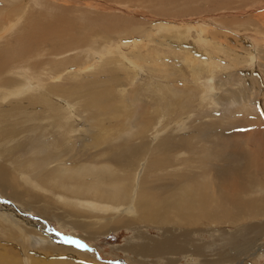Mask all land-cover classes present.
Listing matches in <instances>:
<instances>
[{
    "label": "bare ground",
    "instance_id": "obj_1",
    "mask_svg": "<svg viewBox=\"0 0 264 264\" xmlns=\"http://www.w3.org/2000/svg\"><path fill=\"white\" fill-rule=\"evenodd\" d=\"M12 2L11 7L0 6V195L10 196L15 202L28 205L29 201L22 200L17 193L23 194V192L31 191L44 196L49 190L57 189L65 198V201L59 200V202L69 204L70 211H77L81 214L80 219L81 216L85 219L92 218L89 222L85 219L80 222H87L85 224L88 226V230L93 228L95 230L93 232L96 233L99 230H103L105 233L111 227L117 228L124 222L129 221L131 224L139 222V218H144L146 222H149L148 224H158V227H163L162 231L165 233L168 231L165 226L172 223L180 227L192 224L194 221L195 224H200L202 219L208 218L217 224L221 217L228 216L233 212H237L242 218L264 215V196L260 200L249 199L237 192L230 194L221 183L231 176L226 177L215 166L213 168L215 177L203 175L201 172L186 173L188 175L185 178L188 183H185L177 175H171L173 177L171 182H174L177 188L171 187L169 194H162L160 185L153 187L146 184L141 185L144 183V178L137 176L141 168H136L135 162L130 164V162L124 161L138 149L140 139L143 142L139 148L149 149V143L145 140L151 129L149 124L143 120L144 112L141 113L139 109L141 117H136L140 113L136 111L137 108L133 109L135 110L133 113L136 115V123L132 124L133 128L130 125V129H126V135H124L121 132L126 127L119 128L118 123L117 127L108 124L107 120H111L113 117L103 120L95 110L101 107L103 102H106L107 105L102 108V111L107 114H119L118 111H120V114L124 113L125 117H128L126 119H130L132 111L127 112L128 108L126 107L129 105L126 102L130 103L131 107L140 108L143 105L142 101L138 100V97H132L129 92L127 94L129 93L131 97L127 95L126 89H119V94L126 100L122 103L117 101L119 104L125 102V106L118 105V102L115 105L111 90L117 87L127 88L131 82L130 85L137 83L134 91L141 89L146 96H151L150 98L155 102L154 105H157L155 107V111L159 114L157 117H159L160 124L165 125L161 129L158 126L155 127L156 132H160V135L167 133L171 127H168V120L166 122L165 120L171 115L174 105L186 108L187 106L183 104L192 101L191 96L197 94L196 92L199 94L196 107L199 106L204 110L205 106L210 105L213 112L219 111V113L225 114L240 111L242 102L239 101L238 94H233L231 101L223 106L222 98L214 99L217 98L214 94L219 82L217 72L223 64L217 55L208 51H199L181 38L176 40L177 37L173 33L165 34L163 41L166 46L184 50V63L191 70L192 80L196 87L184 85L188 87L183 88L182 86L181 89L176 90L170 85L156 81V91L151 90L142 84H145L143 81L147 78L144 73L147 66L153 70L158 69L155 67L157 65L155 56H145L142 59L144 63H142L140 49L136 52L131 51L129 55L121 53V51H113L98 67H93L83 61H87L88 57L91 62L93 57L88 53L101 55L98 50H96L97 52L90 51V48L94 50V46L100 47L96 44V39L88 38L82 41L79 38H74L73 43L68 41L60 43L56 47L53 45L61 26L67 23L68 18L78 13V9L74 5L50 4L55 3V0H12ZM127 5L128 3L124 0H111L100 5L101 10L105 13L102 17L103 20L105 22L109 19L113 21L115 18L113 11L123 10L125 6V9L128 10L131 5ZM58 7L63 10L62 14ZM123 25L131 26L132 24L124 23ZM115 32L116 30L111 26L108 34L114 35ZM48 36L51 37L48 38ZM105 37L112 41L108 35ZM206 38L209 42L211 41L210 37ZM86 47L90 48L86 49ZM135 47L138 48V45ZM48 55L47 59H43ZM82 56L80 63L78 59ZM248 56L251 57L249 51ZM250 60L249 58L248 61L250 62ZM161 70L163 75L167 74L166 69L162 68ZM65 73L67 75L63 76ZM141 73L143 74L141 75ZM84 74L87 75L86 78L77 79ZM150 76L152 77V75ZM217 79L218 82H216ZM156 92H160V94ZM211 94L214 98L210 97ZM192 105L194 106V104ZM248 105L251 109L256 108L254 100ZM131 107H129V111ZM91 108L99 119H94L95 117L89 113ZM120 108H124L126 111L122 112ZM104 115L102 117H106ZM114 120H112L113 123ZM195 120L188 122V125L190 126ZM112 129L119 131L114 132ZM177 130L179 129L177 128ZM204 131L206 133V128ZM168 135H171V131H168L156 145L157 155L151 159L150 168L154 166L159 168L165 160L162 157L165 155V150L171 149L175 145L174 140L166 137ZM110 139H117V143L112 144ZM68 140L72 141L67 142ZM120 141L127 146V152L115 154L114 160L120 161L118 165H120L121 171L115 165L93 167L84 164L81 153H84L85 150L100 148L99 151L104 152V146L108 145L105 148L108 151ZM79 143L80 145H78ZM82 144L83 148H81ZM102 145L104 146L101 147ZM77 146L80 148L79 150ZM240 148L243 147L237 148L236 146L235 149H239L241 154H246ZM72 152H74L73 156H66ZM254 153L260 155L255 160L246 161L245 157H241V160L229 159L231 174L240 178L251 175L249 181H253V184L263 188L264 183L257 177H252V174L257 169L264 173V154H260L257 150ZM209 156L213 155L209 152L203 154L199 158L200 162L195 166L202 167L210 163L211 161L207 162ZM188 163L190 161L186 160L185 164ZM134 177L136 179L132 181ZM8 188L14 190L13 195L7 193ZM44 203L47 206V200ZM125 204L128 206L123 208L122 205ZM123 213L128 214L126 216L138 214L139 217L129 218L123 216ZM37 223L23 218L5 204H0V231L6 230L9 234L6 239L12 240L13 238L12 242L18 243L17 247L21 248H19V252L22 251L25 255H29L26 245L28 239H32L34 244L40 246V250L31 255L32 261L24 259V264H64L61 260L62 256H67V259L71 258V254H74L76 258L88 256L58 239H51L52 235L45 233L44 228L42 229ZM6 224L8 225L6 226ZM252 261L247 264H257L258 262L255 259ZM15 263H18L17 258L15 261L13 255L9 256L5 249L0 248V264Z\"/></svg>",
    "mask_w": 264,
    "mask_h": 264
},
{
    "label": "rangeland",
    "instance_id": "obj_2",
    "mask_svg": "<svg viewBox=\"0 0 264 264\" xmlns=\"http://www.w3.org/2000/svg\"><path fill=\"white\" fill-rule=\"evenodd\" d=\"M109 1L111 0H55V3L48 2L57 6L74 5L78 9V13L68 18L67 23L61 26L53 45L56 47L60 43L68 41L73 43L74 38H79L82 41L88 38L96 39V44L100 47L94 46V50L90 47H86V49L90 48V51L93 52L98 50L101 55L88 53L93 57L91 62L88 57L87 61H83L93 67H98L113 51H121V53L129 55L131 51L136 52L140 49L141 62L145 56H155L157 59L155 67H158L157 70L146 67L144 73L148 80L147 82L144 80L145 84L142 86L156 91L155 82L159 81L176 90L181 89L182 86L183 88L188 87L184 85L196 87L192 80L191 70L184 63V50L170 48L163 41L165 34L173 33L177 37L176 40L181 38L197 50L211 52L222 60V67L217 72L219 82L217 79L218 84L214 94L217 98H214L213 94L210 97L222 98L223 106L231 101L233 94H238L239 101L242 102L240 111L237 110L234 113L213 112L210 105L205 106L206 108L203 110L199 106L196 107L199 100V94L196 92L197 94L191 96L192 101L183 104L190 110L181 108V105L180 107L174 105L176 109L173 107L172 112L178 115H173L171 112L173 117H170L171 115L166 117L165 122L168 120V127L171 126L168 130L171 131V135L166 137H170L176 143L171 149L165 150V155H162L165 160L159 168L158 166L150 168L151 159L157 155L156 145L168 133L167 131L164 135H160V132H156L155 127L158 126L161 129L165 126L163 123L160 124L159 117H157L159 115L155 111L157 105H154L155 102L150 98L151 96H146L141 89L134 91L137 83L130 85L131 82H129L127 88H112L115 103L118 101L122 103L126 100L118 92L119 89H126V94L129 92L132 97H138L137 99L141 100L143 105H140V108L136 106H132V108L131 104L126 102L129 105L126 107L128 108L127 112L132 111L130 119H126L128 117H125L124 113L120 114V111H118V115L102 111V108L107 105L106 102H103L101 107L95 109L99 117L103 120L113 117L111 120L109 119L110 121L107 120L108 124L117 127L118 123L119 128L126 127L121 132L126 135V129H130V125L132 127V124L136 123V117H141V113L144 112L143 120L149 124L151 129L145 140L149 143V149L139 148L143 142L140 139L138 149L124 161L130 162V164L135 162L136 168H141L137 174L138 178H144V183L141 185L146 184L149 187L160 185V192L169 194L171 187L177 188L175 183L171 182L173 179L171 175H177L185 183H188L185 178L188 174L201 172L203 175L215 177L213 170L215 166L226 177L231 176L221 183L227 192L230 194L237 192L249 199L261 200L264 196V185L262 188L253 184V181H249L251 175L242 178L232 176L231 165L228 161L229 159L241 160V157L247 158L246 161L255 160L260 156L254 153L255 150L264 154V0H124L128 3L127 6H132L128 8L129 11L125 9L126 6L123 7L124 9L122 8L123 10L113 11L114 20L109 19L105 22L102 18L105 13L101 10V6ZM0 2L1 7H11L13 3L12 0ZM58 10L62 14L63 10L59 7ZM124 23L132 25H123ZM111 26L116 30L114 35L108 34ZM96 34L98 36H95ZM105 35H108L112 41L107 40ZM206 37H210L211 41L209 42ZM135 45H138V48ZM248 51L251 52V57L248 56ZM48 57L49 55L43 59ZM82 58L83 56L78 59L80 63ZM162 68L166 69V75H163ZM66 75L67 73L63 76ZM86 77L87 75L84 74L77 79L82 80ZM156 93L160 94V92ZM114 96L117 98L114 99ZM250 99L254 100L255 109H251L248 105L251 102ZM119 102L118 105L125 106V102L123 104H119ZM129 107H131L130 111ZM134 108H137L138 113H140V109L141 113L136 116L133 113ZM182 109L184 110L182 111ZM121 110L122 112L126 111L124 108ZM93 111L91 108L89 113L95 117L92 116L94 119H99ZM185 113L187 115H184ZM103 115L106 117H102ZM115 118L116 120H114ZM193 120L195 121L189 126L188 122ZM128 124L129 126H127ZM204 128H206V133ZM112 131L119 130L112 129ZM101 136L103 135L101 134ZM117 139L110 140L114 144L117 143ZM107 146H104V152H100V148H89L90 150L81 153L84 164L93 167L115 165L121 171V167L118 165L120 161L114 160L115 154L127 152V146L120 141L115 147L106 151ZM236 146L237 148L242 146L243 148L240 149L246 154H241L239 149H235ZM81 148H83V144ZM206 152L213 155L207 158V162H211L202 167L195 166L200 162L199 158ZM73 155L74 152L68 153L66 156ZM186 160L190 161L187 165L185 164ZM147 163L148 166H146ZM252 177H257L264 183L262 170L257 169ZM134 179L136 177L132 178V181ZM7 193L13 195L14 190L8 188ZM17 195L22 200H28V205L17 203L12 197L2 195H0V204H5L23 218L34 223L38 222L37 224L42 229L44 228L45 233L52 235L51 239H58L88 255L85 257L78 255L79 257L76 258L74 254H71L70 259H67V256H62L61 260L64 264H247L254 259L258 260L257 264H264V215L242 218L237 212H233L228 216L221 217L217 224L208 218L202 219L200 224H195L194 221L192 224L180 227L172 223L165 226V229H168L165 233L162 231L163 227H158V224H148L149 222H146L144 218H139V222L133 224L129 221L124 222L117 228L111 227L105 233L103 230L96 233L93 232L95 231L93 228L88 230V226L85 224L87 222H80L85 219L82 216L80 219V213L70 211L69 204L59 202L65 198L57 189L49 190L44 196L31 191L23 192V194L17 193ZM45 200H47V206H45ZM125 206L128 204L122 205L123 208ZM126 215L128 214L123 213V216ZM126 217H139V215ZM85 220L89 222L92 218ZM8 235L6 230L0 231V248L5 249L9 256L13 255L15 261L17 258V264H24V259L32 261L31 255L38 252L40 246L34 244L32 239H28L26 245L29 255H25L22 251L19 252L20 247H17L18 243L12 242L13 238L12 240L6 239ZM69 240L79 241L84 247L78 246L75 242H67Z\"/></svg>",
    "mask_w": 264,
    "mask_h": 264
},
{
    "label": "snow or ice",
    "instance_id": "obj_3",
    "mask_svg": "<svg viewBox=\"0 0 264 264\" xmlns=\"http://www.w3.org/2000/svg\"><path fill=\"white\" fill-rule=\"evenodd\" d=\"M67 242H75L78 246H80V247H84V245L80 244L79 241H71V240H69V241H67Z\"/></svg>",
    "mask_w": 264,
    "mask_h": 264
}]
</instances>
